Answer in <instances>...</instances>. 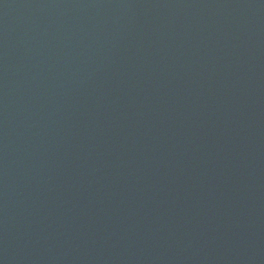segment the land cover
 Returning <instances> with one entry per match:
<instances>
[{"label":"water","instance_id":"water-1","mask_svg":"<svg viewBox=\"0 0 264 264\" xmlns=\"http://www.w3.org/2000/svg\"><path fill=\"white\" fill-rule=\"evenodd\" d=\"M0 264H264V0H0Z\"/></svg>","mask_w":264,"mask_h":264}]
</instances>
